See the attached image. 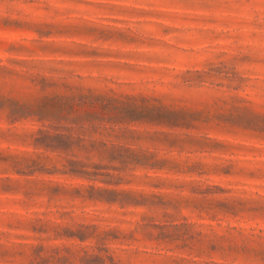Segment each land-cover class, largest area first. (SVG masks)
<instances>
[{
    "label": "clouds",
    "instance_id": "obj_1",
    "mask_svg": "<svg viewBox=\"0 0 264 264\" xmlns=\"http://www.w3.org/2000/svg\"><path fill=\"white\" fill-rule=\"evenodd\" d=\"M215 2L220 20L173 0H0V184L20 189L0 196V264L63 255L65 232L111 264H264V0ZM191 105H228L237 130L200 129ZM173 116L184 130L159 126Z\"/></svg>",
    "mask_w": 264,
    "mask_h": 264
},
{
    "label": "rangeland",
    "instance_id": "obj_2",
    "mask_svg": "<svg viewBox=\"0 0 264 264\" xmlns=\"http://www.w3.org/2000/svg\"><path fill=\"white\" fill-rule=\"evenodd\" d=\"M173 6L178 10V15L186 16L190 18H205L209 20H220L224 17L229 8L223 4L215 2V0H173ZM33 29L27 26H12L9 29L11 35L15 36L20 33L31 34ZM39 35V33H37ZM78 38L83 39H95L100 37L98 32H80L76 33ZM32 87L25 89L26 94L33 100H36L40 94L44 92L42 86L38 84L37 81L31 82ZM38 89V91H37ZM51 91V89H50ZM74 111H83L91 113L105 114L106 109L99 103L90 104L82 103L73 106ZM189 110L196 113H201V118L194 121L199 125L200 129L214 127L217 131H223L226 129L237 130V126L225 117V113L231 111L228 105H222L214 110V113L210 114L209 110L203 105H191ZM204 114L213 115L212 119H204ZM173 121L172 124H162L160 127H173L177 130H184V122H176V117H169ZM197 130V129H191ZM243 130V129H241ZM260 134H264V128L259 129ZM59 140V137H57ZM228 173H225L227 175ZM17 175L23 176L24 173L18 172ZM76 179H83V177L76 176ZM20 194V189L13 186L7 182L0 184V196L7 198H14ZM15 206V205H13ZM210 219L215 220L216 217H210ZM32 231L35 232L36 228L33 227ZM56 239L65 241L67 243L62 244L60 247L63 248V255L60 251L53 249L51 253L46 254L45 249L42 245H38L37 248L31 251V254L26 257V264H111V258L105 255V250L102 247L88 246L87 240L90 237H85V235L65 232L63 236L57 235ZM155 244L164 245H176L177 251H187L177 245V242L170 239H164L159 241H150Z\"/></svg>",
    "mask_w": 264,
    "mask_h": 264
}]
</instances>
